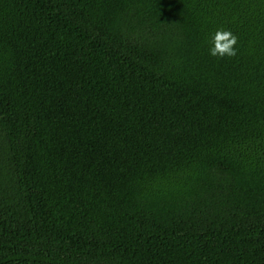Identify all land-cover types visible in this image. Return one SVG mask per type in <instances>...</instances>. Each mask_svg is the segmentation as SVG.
<instances>
[{
  "label": "trees",
  "instance_id": "trees-1",
  "mask_svg": "<svg viewBox=\"0 0 264 264\" xmlns=\"http://www.w3.org/2000/svg\"><path fill=\"white\" fill-rule=\"evenodd\" d=\"M0 264H264V0H0Z\"/></svg>",
  "mask_w": 264,
  "mask_h": 264
},
{
  "label": "clouds",
  "instance_id": "clouds-1",
  "mask_svg": "<svg viewBox=\"0 0 264 264\" xmlns=\"http://www.w3.org/2000/svg\"><path fill=\"white\" fill-rule=\"evenodd\" d=\"M237 36L230 30L217 29L210 34V47L208 49L209 55L213 57H233L237 53Z\"/></svg>",
  "mask_w": 264,
  "mask_h": 264
}]
</instances>
